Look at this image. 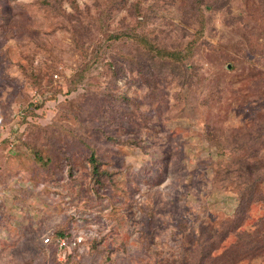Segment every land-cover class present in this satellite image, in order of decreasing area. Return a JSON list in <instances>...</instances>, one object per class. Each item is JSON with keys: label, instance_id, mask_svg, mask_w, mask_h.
Wrapping results in <instances>:
<instances>
[{"label": "rangeland", "instance_id": "1", "mask_svg": "<svg viewBox=\"0 0 264 264\" xmlns=\"http://www.w3.org/2000/svg\"><path fill=\"white\" fill-rule=\"evenodd\" d=\"M0 264H264V0H0Z\"/></svg>", "mask_w": 264, "mask_h": 264}, {"label": "trees", "instance_id": "2", "mask_svg": "<svg viewBox=\"0 0 264 264\" xmlns=\"http://www.w3.org/2000/svg\"><path fill=\"white\" fill-rule=\"evenodd\" d=\"M150 53L154 52V48L153 49H149ZM156 55L158 57H163V58H167L170 61H185L187 58L190 57L191 53H187V51H175V52H166V54L164 55V52H162L161 50H156L155 51ZM153 54V55H155ZM150 58L153 60L154 57L150 56ZM181 74H183V72H181ZM183 83L185 82V78L182 81ZM88 160L90 161V166H92V176L95 179V182L97 184H101L100 181L102 179H104L105 177H109L111 174L106 175L104 178H102V173H101V169H99V165H98V160L95 159L94 157H90L88 158ZM38 161L42 164V166H46L47 164H49L50 159L48 158H43V157H39ZM49 244L48 245H58V242L60 240H64L65 242V247L67 246V243H70V240L72 241V237H71V233L70 231L66 228L65 226H58L54 231H52L49 235ZM67 242V243H66Z\"/></svg>", "mask_w": 264, "mask_h": 264}, {"label": "built area", "instance_id": "3", "mask_svg": "<svg viewBox=\"0 0 264 264\" xmlns=\"http://www.w3.org/2000/svg\"><path fill=\"white\" fill-rule=\"evenodd\" d=\"M47 241H48V239H47ZM46 241V242H47ZM65 246V242H64V240H60L59 242H58V247L61 249V248H63Z\"/></svg>", "mask_w": 264, "mask_h": 264}]
</instances>
